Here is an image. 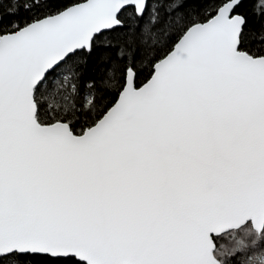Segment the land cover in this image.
<instances>
[{
	"label": "water",
	"instance_id": "95a60500",
	"mask_svg": "<svg viewBox=\"0 0 264 264\" xmlns=\"http://www.w3.org/2000/svg\"><path fill=\"white\" fill-rule=\"evenodd\" d=\"M148 0H84L0 36V258L220 264L214 238L264 229V57L239 49L244 0L191 25L140 86L75 134L34 91Z\"/></svg>",
	"mask_w": 264,
	"mask_h": 264
},
{
	"label": "trees",
	"instance_id": "16d2710c",
	"mask_svg": "<svg viewBox=\"0 0 264 264\" xmlns=\"http://www.w3.org/2000/svg\"><path fill=\"white\" fill-rule=\"evenodd\" d=\"M84 0H0V36ZM228 0H148L142 16L133 7L119 15L120 26L94 37L89 51L66 58L35 89L40 124L65 122L75 134L92 126L115 102L128 69L140 86L193 24L211 18ZM244 18L239 49L264 57V0H244L235 10ZM220 264H256L264 257V230L250 224L214 238ZM0 264H83L72 257L9 254Z\"/></svg>",
	"mask_w": 264,
	"mask_h": 264
},
{
	"label": "rangeland",
	"instance_id": "374dc122",
	"mask_svg": "<svg viewBox=\"0 0 264 264\" xmlns=\"http://www.w3.org/2000/svg\"><path fill=\"white\" fill-rule=\"evenodd\" d=\"M256 264H264V257H260Z\"/></svg>",
	"mask_w": 264,
	"mask_h": 264
},
{
	"label": "bare ground",
	"instance_id": "6f19581e",
	"mask_svg": "<svg viewBox=\"0 0 264 264\" xmlns=\"http://www.w3.org/2000/svg\"><path fill=\"white\" fill-rule=\"evenodd\" d=\"M22 28H23V27H22ZM7 34H8V33H7ZM3 35H4V34H3ZM1 36H2V35H1ZM91 44H92V43H91ZM90 48H91V47H90ZM89 50H90V49H89ZM89 50H88V51H89ZM84 51H85V50H84ZM78 52H79V51H78ZM72 55H73V54H72ZM70 56H71V55H70ZM65 60H66V59H65ZM65 60H64V61H65ZM64 61H63V62H64ZM63 62H62V63H63ZM59 65H60V64H59ZM59 65H58V66H59ZM55 68H56V67H55ZM55 68H54V69H55ZM54 69H53V70H54ZM53 70H52V71H53ZM52 71H51V72H52ZM49 73H50V72H49ZM44 79H45V78H44ZM43 81H44V80H43ZM43 81H42V82H43ZM38 86H39V85H38ZM38 86H37V87H38ZM35 103H36V102H35ZM36 106H37V105H36Z\"/></svg>",
	"mask_w": 264,
	"mask_h": 264
}]
</instances>
